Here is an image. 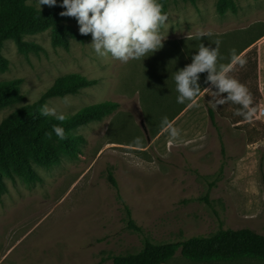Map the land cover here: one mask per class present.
<instances>
[{"label": "rangeland", "instance_id": "1", "mask_svg": "<svg viewBox=\"0 0 264 264\" xmlns=\"http://www.w3.org/2000/svg\"><path fill=\"white\" fill-rule=\"evenodd\" d=\"M225 1L221 14L220 0H167L163 46L127 63L98 56L91 34L71 38L68 49L51 43L49 29L24 34L42 46L38 52L20 51L12 38L4 42L0 81L18 80L22 96L0 108V121L33 102L63 114L105 101L119 106L76 129L85 139L81 153L62 154L52 167L35 164L40 181L1 175L0 264H54L56 258L112 264V255L139 251L145 237L170 242L245 226L264 233V0ZM29 3L38 7V0ZM201 32L207 35L200 38ZM216 41L219 63L232 64L233 50L245 61L233 64L231 75L252 94L251 120L235 114L240 105L212 107L216 89H203L212 87L207 72L199 74L196 106L177 103V71L201 44L215 48ZM72 73L98 81L43 98L56 79ZM165 118L179 129L178 138ZM128 210L140 230L129 224ZM166 264L203 263L178 251Z\"/></svg>", "mask_w": 264, "mask_h": 264}, {"label": "trees", "instance_id": "2", "mask_svg": "<svg viewBox=\"0 0 264 264\" xmlns=\"http://www.w3.org/2000/svg\"><path fill=\"white\" fill-rule=\"evenodd\" d=\"M29 0H0V70L7 64L2 53L4 42L14 39L20 51L38 52L42 46L23 39L24 34L41 32L49 29L51 43L54 46L69 48L71 38L82 39L84 36L74 27L78 23L74 17L61 16L65 11L57 5L36 7ZM196 2V0H190ZM166 7L167 0L159 1ZM226 1L220 0L218 9L221 14L226 11ZM232 9L235 10L234 4ZM81 74H68L59 77L43 94L44 97L64 96L80 91L83 87L97 83ZM18 80L0 81V108L21 98ZM119 103L105 101L86 106L74 114H64L66 120L58 121L53 116L41 114L43 107L39 102L23 105L0 121V180L4 172H14L27 181L42 179L35 164L52 167L60 161L62 154L81 153V144L85 141L76 129L90 121L113 112ZM213 118V110L209 108ZM53 125L64 128L66 139H59L52 132ZM52 132L51 139L47 133ZM111 180L114 182L113 177ZM129 224L137 226L128 210ZM185 259L203 264H218L237 259H264V233L252 227L222 228L215 233L202 236L195 235L178 241L153 242L144 239L143 247L137 252L115 254L111 256L113 264H161L167 263L177 252Z\"/></svg>", "mask_w": 264, "mask_h": 264}, {"label": "clouds", "instance_id": "3", "mask_svg": "<svg viewBox=\"0 0 264 264\" xmlns=\"http://www.w3.org/2000/svg\"><path fill=\"white\" fill-rule=\"evenodd\" d=\"M42 5L53 7L57 5V0H38V7L41 8ZM60 6L65 8L60 13L61 16L77 19L81 35L91 34L90 44L101 57L110 54L113 59L122 63L145 58L150 52L160 49L167 38L162 29L166 26L168 14L163 11L159 0H62ZM199 35L202 38L207 33L201 32ZM215 45V48H211L201 44L192 57V62L177 71L174 77L179 93L177 103L184 104L188 101L191 106H196V97L202 91L199 74L207 72V82L212 87L203 89H216L212 90V107L231 102L240 105L236 115L251 120L254 115L251 107L252 94L246 85L231 75L234 71L232 65L238 63L242 67L245 61L233 50L232 64L219 63L222 59L219 54V41ZM41 114L53 116L60 122L66 120L62 112L47 105L41 108ZM163 123L171 137L180 136L179 129L171 126L167 118ZM52 132L61 140L67 138L64 128L59 125H53ZM52 132L47 133L49 139Z\"/></svg>", "mask_w": 264, "mask_h": 264}, {"label": "crops", "instance_id": "4", "mask_svg": "<svg viewBox=\"0 0 264 264\" xmlns=\"http://www.w3.org/2000/svg\"><path fill=\"white\" fill-rule=\"evenodd\" d=\"M3 262H1L2 264ZM5 264H22V263H5ZM50 264V263H49ZM54 264H62V261H59V259L56 258V262ZM113 264V263H112ZM161 264H166V263H161Z\"/></svg>", "mask_w": 264, "mask_h": 264}, {"label": "built area", "instance_id": "5", "mask_svg": "<svg viewBox=\"0 0 264 264\" xmlns=\"http://www.w3.org/2000/svg\"><path fill=\"white\" fill-rule=\"evenodd\" d=\"M260 110H261V112H264V107H262Z\"/></svg>", "mask_w": 264, "mask_h": 264}]
</instances>
